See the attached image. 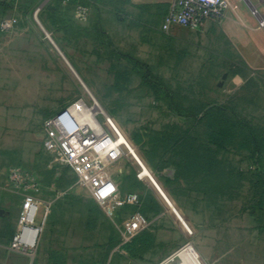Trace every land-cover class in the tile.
<instances>
[{
    "label": "rangeland",
    "instance_id": "obj_1",
    "mask_svg": "<svg viewBox=\"0 0 264 264\" xmlns=\"http://www.w3.org/2000/svg\"><path fill=\"white\" fill-rule=\"evenodd\" d=\"M170 3L25 0L0 19V198L21 209L34 194L41 229L33 251L0 253V264H92L101 248L109 264H159L189 247L205 264H264V70L246 60L250 25L164 32ZM78 103L99 106L106 174L139 197L113 215L44 148L45 122ZM213 106L237 125L229 145L202 130ZM190 142L200 152L181 157Z\"/></svg>",
    "mask_w": 264,
    "mask_h": 264
},
{
    "label": "built area",
    "instance_id": "obj_2",
    "mask_svg": "<svg viewBox=\"0 0 264 264\" xmlns=\"http://www.w3.org/2000/svg\"><path fill=\"white\" fill-rule=\"evenodd\" d=\"M235 9L237 6L230 0H173L162 23V30L170 32L174 28L183 27L199 31L209 21L221 19L227 11ZM86 13L84 8L79 9L80 17ZM252 14L260 20V28L264 29V18L258 10L254 8ZM97 124L95 126L88 120L80 122L72 109H66L45 122L43 144L54 161L71 169L79 183L91 192L109 215H113L126 205L138 203L139 197L137 193L122 195L117 184L107 176V162L110 159L105 152L106 132ZM10 179L20 190L28 192L31 177L15 169ZM38 213L39 202L36 196L26 194L20 209L19 227L9 245L10 250L28 253L35 249L41 233L37 222ZM185 250L177 251L159 264H183Z\"/></svg>",
    "mask_w": 264,
    "mask_h": 264
},
{
    "label": "crops",
    "instance_id": "obj_3",
    "mask_svg": "<svg viewBox=\"0 0 264 264\" xmlns=\"http://www.w3.org/2000/svg\"><path fill=\"white\" fill-rule=\"evenodd\" d=\"M25 0H0V19H6L8 18L6 15H10L13 11L17 12H23L24 6L23 2ZM138 1H148V0H138ZM154 2H171L173 0H151ZM234 5L237 6V9L235 10H229L227 11L226 15L221 19H215L211 20L208 23L205 24L203 28L211 29L219 28L222 26V28H229V29H237V30H243L246 29V24H249L247 29H251L245 33L247 44L251 45V48L248 49L247 52V62L251 69L253 70H264V48L260 46L258 43V39L260 37H264V29L260 28V20L253 16L252 10L255 8L260 13L261 17L264 18V4L260 0H247L246 2H240L238 0H230ZM170 3V5H171ZM169 5V7H170ZM242 23L240 21H237L236 19H241ZM245 21V22H244ZM245 27V28H244ZM202 28V29H203ZM244 81L243 76H235L234 77V85L237 86L240 83ZM19 205H21L19 203ZM0 213L4 214V218L0 221V237L3 238L0 240V253H9V254H16L19 255V252H14L10 250L9 245H5L6 242H9L15 235L14 233L18 230L19 227V216H20V207L18 206V201H16L15 197L13 198L12 195L5 196L3 198H0ZM3 222V223H2ZM8 225V228L11 230V235L8 237L10 240H7V235H5V229ZM12 237V238H11ZM103 248L100 249V256H93L92 257V264H109L108 261V249H105L104 254L106 258L103 260L101 254L103 253ZM22 252H20L21 254ZM46 252L43 251L42 253V259L43 255ZM83 254V253H82ZM77 259L76 256L69 257L68 261L66 262L64 259L61 260V258H58V261L56 263H49V264H62L68 263V264H74L73 260ZM81 261H84L83 258H80ZM82 264V263H81ZM111 264H130L128 259L126 257H117L115 261H113Z\"/></svg>",
    "mask_w": 264,
    "mask_h": 264
},
{
    "label": "trees",
    "instance_id": "obj_4",
    "mask_svg": "<svg viewBox=\"0 0 264 264\" xmlns=\"http://www.w3.org/2000/svg\"><path fill=\"white\" fill-rule=\"evenodd\" d=\"M223 111L224 109L220 106L206 108L202 110L200 121L202 122V130L209 134L212 143L218 145H229L232 143V138H234L236 134L235 129L237 125L224 115ZM186 132V135L188 136L191 134L189 130H186ZM186 140L187 139H183L181 141L185 143ZM256 144V146H258L257 141ZM241 148H246L245 143L241 144ZM193 151L196 152V154L200 152V150L195 148L193 142L186 143L179 155L181 157L185 156L186 158H190Z\"/></svg>",
    "mask_w": 264,
    "mask_h": 264
},
{
    "label": "bare ground",
    "instance_id": "obj_5",
    "mask_svg": "<svg viewBox=\"0 0 264 264\" xmlns=\"http://www.w3.org/2000/svg\"><path fill=\"white\" fill-rule=\"evenodd\" d=\"M84 108V105L75 104L72 108V112L77 116V119L82 122L85 120L90 121L93 125L98 126L97 122H95L93 116L99 110V106L97 105L95 108L91 110V112H86L87 109ZM200 253V252H199ZM201 254H198L194 250L186 249L185 250V258L183 264H205L200 257ZM203 258V257H202Z\"/></svg>",
    "mask_w": 264,
    "mask_h": 264
}]
</instances>
